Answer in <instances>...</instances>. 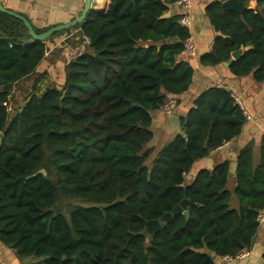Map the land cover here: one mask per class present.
Masks as SVG:
<instances>
[{
  "label": "trees",
  "instance_id": "trees-1",
  "mask_svg": "<svg viewBox=\"0 0 264 264\" xmlns=\"http://www.w3.org/2000/svg\"><path fill=\"white\" fill-rule=\"evenodd\" d=\"M177 1L109 0L104 14L90 10L83 24L33 43L22 22L0 12V243L17 260L215 264L251 250L264 208V138L258 165L250 145L238 153L233 191L226 162L185 177L240 135L245 117L231 93L209 88L181 119L185 137L156 154L149 147L153 114L168 98L179 102L193 80L179 60L189 30L180 16L166 17ZM237 1L258 9L239 15L218 2L205 9L216 37L200 62L217 67L242 49L230 72L264 83V0ZM72 30L58 55L85 36L83 55L66 60L62 83L36 91L48 44ZM31 77V91L18 99L15 86ZM185 199L190 204L160 231L145 233L147 221Z\"/></svg>",
  "mask_w": 264,
  "mask_h": 264
},
{
  "label": "crops",
  "instance_id": "crops-1",
  "mask_svg": "<svg viewBox=\"0 0 264 264\" xmlns=\"http://www.w3.org/2000/svg\"><path fill=\"white\" fill-rule=\"evenodd\" d=\"M224 0H191V9L189 11L190 28L189 38L195 46L194 55L188 56L181 54L179 60L188 63L193 69V80L189 90L179 98L178 105L174 115L181 119L185 118L190 109L194 107V102L206 90L212 87H220L229 91L232 98L242 110L245 117L240 135L232 141L224 144L207 157L198 160L192 166L190 172L185 176L186 182H190L201 170H212L221 163L229 164V184L231 191L236 187L235 170L236 158L238 153L250 145L253 152V164L260 163L262 153V140L264 138V83H257L251 75L245 77H235L229 70V67L223 65L209 67L201 65V57L208 54L213 46L216 33L210 25L205 15V9L214 2L223 3ZM2 7L8 11L14 12L24 17L32 27L37 29H49L58 25L68 23L80 16L84 7V0H0ZM109 6V0H93L91 11L98 14H104ZM256 3L249 2L246 9L255 10ZM181 9L176 6L169 7L166 17L181 16ZM77 30H72L69 34L59 37V40H53L48 44L46 53L47 60L37 69V72L45 71L43 80L37 83V90L45 88V80H50L54 75L63 81V67L66 62L64 54L58 55L57 47L64 43L69 37L75 35ZM242 50V49H241ZM246 50V49H245ZM247 51V50H246ZM35 77L28 85L27 81L15 86L13 93L17 97L22 92H30ZM44 83V84H42ZM49 83V85H51ZM30 86V87H28ZM24 97V96H23ZM18 98V97H17ZM22 98H20L21 100ZM246 116L249 119H246ZM153 139L149 147L156 154L167 143H169L180 131L174 129L161 111L153 114L151 126ZM232 207H237V200L233 196ZM264 252V224L260 226L254 244L249 251V256L233 264H262L261 255ZM0 264H25L18 262L13 251L0 243ZM215 264H232L224 262L222 259Z\"/></svg>",
  "mask_w": 264,
  "mask_h": 264
},
{
  "label": "water",
  "instance_id": "water-1",
  "mask_svg": "<svg viewBox=\"0 0 264 264\" xmlns=\"http://www.w3.org/2000/svg\"><path fill=\"white\" fill-rule=\"evenodd\" d=\"M93 0H84V7L82 10V13L80 14L79 17H77L76 19L62 24V25H58L55 27H51L48 30H46L45 32L41 33V34H37L35 33L33 27L31 26V24L22 16L8 11L6 9H4L2 7V5L0 4V12L4 13L8 16H11L17 20H19L20 22L23 23L26 31H27V35L29 36V43H33V42H44L47 39L51 38L52 36L62 33L64 31L70 30L78 25H81L84 23L89 11L91 10V4H92ZM221 8L223 11H228V12H234L237 13L239 15H242L243 12L246 10V6L243 3L238 2L237 0H224L223 3L221 4ZM258 8L255 7V10H257ZM250 47H247L246 50H250ZM242 50H236L231 54L230 59L227 62H224L222 65L224 67H229V65L233 62L238 60L241 55H242ZM169 123L170 125L174 128L180 131V135L182 137H185V133L182 130V126H181V121L180 118H178L175 115H171L168 117ZM190 204V202L188 200H183L180 205L176 206L171 213H165L160 219L158 220H151V221H147L145 224V233L147 235H152L158 231H160L162 229V226L164 224H166L167 222H169L174 215L181 213L183 209H185L188 205ZM186 216L188 215V212L184 213Z\"/></svg>",
  "mask_w": 264,
  "mask_h": 264
},
{
  "label": "built area",
  "instance_id": "built-area-1",
  "mask_svg": "<svg viewBox=\"0 0 264 264\" xmlns=\"http://www.w3.org/2000/svg\"><path fill=\"white\" fill-rule=\"evenodd\" d=\"M176 6H178L181 11L182 15L179 19V24L185 28H190V18H189V11L191 9V0H178L175 3ZM88 44V39L85 36H82V42L80 45L74 46V47H68L65 52V57L67 61H74L78 58H80L84 53V46ZM195 53V46L193 45V42L191 39H187L184 42V49L183 54L191 56ZM178 105V100L176 98H168L165 104L163 105L161 112L169 117L171 115H174V111ZM246 119H249L248 116H246ZM257 222L260 226L264 224V208L258 213L257 216ZM249 256L248 250H243L240 252L235 258L231 257H223L222 260L224 262H232V261H241Z\"/></svg>",
  "mask_w": 264,
  "mask_h": 264
},
{
  "label": "rangeland",
  "instance_id": "rangeland-1",
  "mask_svg": "<svg viewBox=\"0 0 264 264\" xmlns=\"http://www.w3.org/2000/svg\"><path fill=\"white\" fill-rule=\"evenodd\" d=\"M54 40H59V37H56ZM33 77H31L29 80H27V83H28V85H30V83H32V81H33ZM57 83V84H59L60 83V79L58 78V76L57 75H54L53 76V78H51L50 80H45V84L44 83H42V84H44L45 85V88L47 87V86H49V83ZM28 87H30V86H28ZM40 90H41V87H38ZM25 95V93H21L19 96H17L18 97V99H20V98H22L23 96ZM67 202H71V201H61V204H62V206H64ZM18 262H21V263H23V262H25V264H30L31 262H32V260L31 259H26V260H18Z\"/></svg>",
  "mask_w": 264,
  "mask_h": 264
}]
</instances>
